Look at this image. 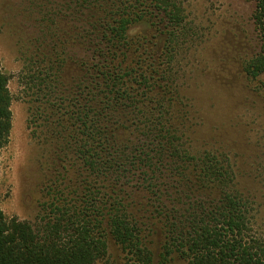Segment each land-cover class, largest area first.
I'll return each mask as SVG.
<instances>
[{
    "label": "trees",
    "instance_id": "trees-1",
    "mask_svg": "<svg viewBox=\"0 0 264 264\" xmlns=\"http://www.w3.org/2000/svg\"><path fill=\"white\" fill-rule=\"evenodd\" d=\"M261 51L244 61L264 90ZM22 53L30 137L60 161L63 189L39 229L0 209V264H264L259 196L223 151L194 144L182 54L195 42L176 0H30ZM187 54V53H186ZM0 65V151L12 129ZM240 169V170H239ZM158 238L159 249L154 242Z\"/></svg>",
    "mask_w": 264,
    "mask_h": 264
},
{
    "label": "rangeland",
    "instance_id": "rangeland-1",
    "mask_svg": "<svg viewBox=\"0 0 264 264\" xmlns=\"http://www.w3.org/2000/svg\"><path fill=\"white\" fill-rule=\"evenodd\" d=\"M176 1L195 39L182 53L186 75L181 81L198 118L194 144L237 160L240 177L259 196L257 229L264 234V90L242 68L263 46L255 20L257 1ZM37 17L30 0H0V65L9 77L13 116L9 142L0 151V209L7 220L17 218L36 230L51 215L64 187L60 161L27 128L21 52L39 31ZM153 247L160 248L158 238ZM124 263L121 248L109 239L107 257L96 264ZM173 264L187 262L175 255Z\"/></svg>",
    "mask_w": 264,
    "mask_h": 264
}]
</instances>
